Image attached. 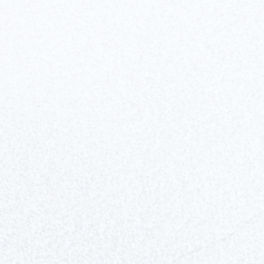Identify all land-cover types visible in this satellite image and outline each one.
Here are the masks:
<instances>
[{"label": "water", "instance_id": "obj_1", "mask_svg": "<svg viewBox=\"0 0 264 264\" xmlns=\"http://www.w3.org/2000/svg\"><path fill=\"white\" fill-rule=\"evenodd\" d=\"M0 264H264V0H0Z\"/></svg>", "mask_w": 264, "mask_h": 264}]
</instances>
